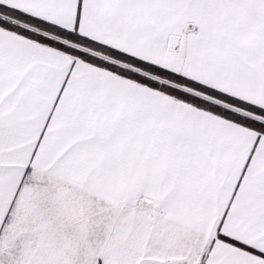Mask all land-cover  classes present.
Listing matches in <instances>:
<instances>
[{"label":"snow or ice","instance_id":"snow-or-ice-1","mask_svg":"<svg viewBox=\"0 0 264 264\" xmlns=\"http://www.w3.org/2000/svg\"><path fill=\"white\" fill-rule=\"evenodd\" d=\"M0 264H264V0H0Z\"/></svg>","mask_w":264,"mask_h":264}]
</instances>
